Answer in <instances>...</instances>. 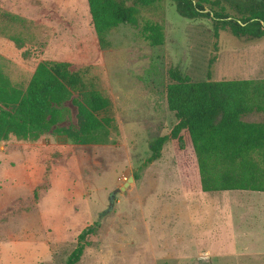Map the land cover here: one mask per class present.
I'll use <instances>...</instances> for the list:
<instances>
[{
  "label": "rangeland",
  "instance_id": "rangeland-1",
  "mask_svg": "<svg viewBox=\"0 0 264 264\" xmlns=\"http://www.w3.org/2000/svg\"><path fill=\"white\" fill-rule=\"evenodd\" d=\"M136 9L135 23L112 28L101 46L87 0H0V72L10 83L25 88L40 61H67L111 99L115 118V128L80 141L73 93L37 141L0 140V264H65L89 226L74 264H208L205 250L211 264H264V255L238 248L254 243L256 228L247 223H264L252 206L264 205V192L203 191L192 146L178 150L171 139L146 162L150 141L176 122L166 101L169 70L191 81L210 70L213 80L262 79L264 38L228 31L216 38L210 19L181 16L173 0ZM146 23L161 26L162 44L144 37Z\"/></svg>",
  "mask_w": 264,
  "mask_h": 264
},
{
  "label": "trees",
  "instance_id": "trees-1",
  "mask_svg": "<svg viewBox=\"0 0 264 264\" xmlns=\"http://www.w3.org/2000/svg\"><path fill=\"white\" fill-rule=\"evenodd\" d=\"M156 1L87 0L99 44L105 46L106 34L120 23H135L137 5ZM173 1L183 17L210 19L216 38L220 31L236 38H264V0ZM143 32L150 44L163 43L159 24L146 23ZM214 61L213 56L209 68ZM169 75L172 81L166 86V101L176 122L167 135L150 141L151 153L146 162L159 158L163 144L171 139L178 150L192 146L203 191H264V120L242 119L254 111L264 114V78L213 80L210 70L206 80L191 81L175 68L169 70ZM73 93L79 97L75 101L79 123L76 136L80 141H92L97 132L115 128L111 99L91 78L71 70L67 61H40L25 88L12 85L0 72V140L13 135L37 141L56 125L58 107ZM94 229L89 226L80 232L65 264L79 259L84 240Z\"/></svg>",
  "mask_w": 264,
  "mask_h": 264
},
{
  "label": "crops",
  "instance_id": "crops-1",
  "mask_svg": "<svg viewBox=\"0 0 264 264\" xmlns=\"http://www.w3.org/2000/svg\"><path fill=\"white\" fill-rule=\"evenodd\" d=\"M235 190V189H234ZM237 190H240V189H237ZM264 192V191H262ZM250 198V197H249ZM249 198L246 199V198H243V200H247L249 201ZM243 200L241 199V202L242 204H237L239 205L240 207H242L243 209L246 208L248 210V208H250L249 206H245ZM253 208L255 209V211L257 210L258 212H254L256 214V216H264V205H259L258 201L255 200L252 204ZM232 208V207H231ZM230 207L226 208L222 214H224V219H229L230 218V212H233L231 210ZM241 209V208H240ZM244 212V210H240L239 211V216L240 215H243L242 213ZM246 212V211H245ZM221 222H224L223 224H225L228 227V225H230L228 221H221ZM254 222V221H253ZM247 223V225L249 226H253V228L255 227L256 228V231L250 233V234H253L254 236H251L253 239L251 240V242H254V243H248V242H245V243H241L240 246H238L239 251L242 253V254H245V255H249V254H255V255H264V235L261 234V232L258 230V228H264V223L262 224H259V223ZM258 225H263V227H260ZM229 235L231 236H234L236 235L235 233L233 232H229ZM238 235H241V236H246V233L242 232V233H239ZM203 256H204V259H206V262L208 264H211L210 262V259L208 258V251L205 250L203 251Z\"/></svg>",
  "mask_w": 264,
  "mask_h": 264
},
{
  "label": "water",
  "instance_id": "water-1",
  "mask_svg": "<svg viewBox=\"0 0 264 264\" xmlns=\"http://www.w3.org/2000/svg\"><path fill=\"white\" fill-rule=\"evenodd\" d=\"M129 180H132V177H129ZM128 184V182H125L124 184H123V186H121V187H119L118 189H116L114 192H113V194H115L118 190H122V189H124V187L126 186ZM112 194V195H113Z\"/></svg>",
  "mask_w": 264,
  "mask_h": 264
}]
</instances>
